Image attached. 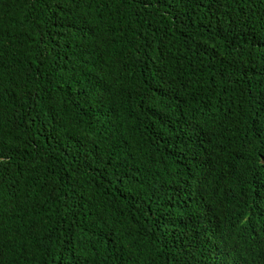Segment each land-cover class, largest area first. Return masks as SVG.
<instances>
[{
	"label": "trees",
	"instance_id": "16d2710c",
	"mask_svg": "<svg viewBox=\"0 0 264 264\" xmlns=\"http://www.w3.org/2000/svg\"><path fill=\"white\" fill-rule=\"evenodd\" d=\"M0 264H264V0H0Z\"/></svg>",
	"mask_w": 264,
	"mask_h": 264
},
{
	"label": "bare ground",
	"instance_id": "6f19581e",
	"mask_svg": "<svg viewBox=\"0 0 264 264\" xmlns=\"http://www.w3.org/2000/svg\"><path fill=\"white\" fill-rule=\"evenodd\" d=\"M19 255V254H18Z\"/></svg>",
	"mask_w": 264,
	"mask_h": 264
}]
</instances>
